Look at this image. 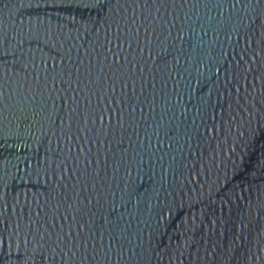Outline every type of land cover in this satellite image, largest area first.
I'll list each match as a JSON object with an SVG mask.
<instances>
[{"label":"water","instance_id":"1","mask_svg":"<svg viewBox=\"0 0 264 264\" xmlns=\"http://www.w3.org/2000/svg\"><path fill=\"white\" fill-rule=\"evenodd\" d=\"M0 264H264V0H0Z\"/></svg>","mask_w":264,"mask_h":264}]
</instances>
